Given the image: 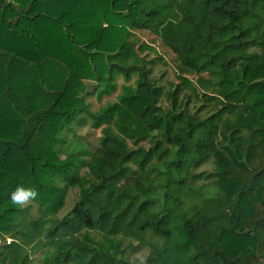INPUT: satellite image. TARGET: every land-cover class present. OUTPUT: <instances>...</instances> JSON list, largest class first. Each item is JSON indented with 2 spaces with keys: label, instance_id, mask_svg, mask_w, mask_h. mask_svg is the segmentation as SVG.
Here are the masks:
<instances>
[{
  "label": "trees",
  "instance_id": "16d2710c",
  "mask_svg": "<svg viewBox=\"0 0 264 264\" xmlns=\"http://www.w3.org/2000/svg\"><path fill=\"white\" fill-rule=\"evenodd\" d=\"M0 241V264H264V0H0Z\"/></svg>",
  "mask_w": 264,
  "mask_h": 264
},
{
  "label": "rangeland",
  "instance_id": "374dc122",
  "mask_svg": "<svg viewBox=\"0 0 264 264\" xmlns=\"http://www.w3.org/2000/svg\"><path fill=\"white\" fill-rule=\"evenodd\" d=\"M142 37L147 39V41H149V42L151 41V38L149 39L146 35H142ZM154 46L156 47V49L158 51V55L162 56V59H159V61L157 62L158 65L155 66L154 77L159 79V82L161 84L165 85L166 87H169V82H174V83L177 82V79L175 77L176 70L174 68L173 61H172L173 57H172V55L167 53L166 49L161 47L158 43H156ZM152 55H155V54L152 53ZM224 64L226 66H230L233 63L231 60H225ZM119 83L121 84V80L119 81ZM119 92H120V89H118V91H116L112 96L105 95L101 99H98L96 96L90 97L89 100L92 102L93 109H97L98 107L106 104L109 101L113 102V101L117 100ZM99 135H100L99 130L94 133L95 138ZM78 194H79V188L78 187L72 188V190L70 189L68 191L66 203H65L64 207L62 208V210L60 211V213L57 215V217L52 220L50 227L47 229L48 232L52 228H54L56 225H58L62 219L66 218L67 216L72 214L73 210L75 209V207L77 206L78 201H79V195ZM37 211L38 210L34 207V214L35 215L38 214ZM96 237L101 238V235L97 234ZM128 244H129V241L125 240L123 245L125 246L128 253L132 255V258L134 260L137 258L138 260L141 261V263H144L146 260L147 254L149 252V247L146 244H143L141 246H138L136 248L137 250L131 252V249H130ZM135 244L137 245V243H135ZM37 256H35V257H37ZM34 264H39V263H38V261H35Z\"/></svg>",
  "mask_w": 264,
  "mask_h": 264
},
{
  "label": "clouds",
  "instance_id": "9594fccd",
  "mask_svg": "<svg viewBox=\"0 0 264 264\" xmlns=\"http://www.w3.org/2000/svg\"><path fill=\"white\" fill-rule=\"evenodd\" d=\"M37 195L38 193L34 187L17 185L15 190L11 192L10 202L13 205L23 207L27 201L36 198Z\"/></svg>",
  "mask_w": 264,
  "mask_h": 264
},
{
  "label": "built area",
  "instance_id": "2783aa9c",
  "mask_svg": "<svg viewBox=\"0 0 264 264\" xmlns=\"http://www.w3.org/2000/svg\"><path fill=\"white\" fill-rule=\"evenodd\" d=\"M10 241H11L10 239L7 240L8 243H9ZM0 244H1V241H0Z\"/></svg>",
  "mask_w": 264,
  "mask_h": 264
}]
</instances>
